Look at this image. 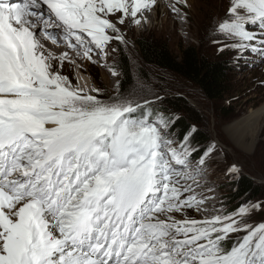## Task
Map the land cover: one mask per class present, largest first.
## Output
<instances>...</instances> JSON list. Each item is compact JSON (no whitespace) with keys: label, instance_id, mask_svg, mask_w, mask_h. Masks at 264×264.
Returning <instances> with one entry per match:
<instances>
[{"label":"snow or ice","instance_id":"obj_1","mask_svg":"<svg viewBox=\"0 0 264 264\" xmlns=\"http://www.w3.org/2000/svg\"><path fill=\"white\" fill-rule=\"evenodd\" d=\"M155 4L0 0V264H264V222H247L264 204L188 215L206 211L192 184L214 146L193 170L195 149L187 137L170 147L172 121L152 100L85 93L62 74L75 64L69 51L56 56L43 43L107 57L111 41L127 44L118 25H140ZM177 5L190 7L175 0L177 15ZM213 36L220 51L264 58V0H229Z\"/></svg>","mask_w":264,"mask_h":264},{"label":"rangeland","instance_id":"obj_2","mask_svg":"<svg viewBox=\"0 0 264 264\" xmlns=\"http://www.w3.org/2000/svg\"><path fill=\"white\" fill-rule=\"evenodd\" d=\"M170 4L172 2L156 0L155 6L141 17L140 25L128 21L124 25H118L127 44L113 40L108 45L107 57L99 53L98 56H93L95 61L93 62L86 58H78L74 51H69L70 57L75 55L78 59L71 58L75 64L65 61L62 74L68 76L73 85L78 84L85 93L107 100L121 94L118 90L121 75L117 68L123 52L130 62L133 75L134 85L131 93L139 92L141 95H146L153 101L150 107L168 98L180 96L201 115L206 123L207 128L200 126L197 128L200 131H207L211 139L210 147L214 146L211 153L205 157L204 173L201 176L202 182L206 185L203 189L208 191L205 199L209 202L206 211L197 213L189 209L188 215L193 216L191 217L193 219H205L214 216L219 209L229 213V207L224 206L223 199L229 187L240 177L250 178L263 188L261 196L251 203L264 204V119L252 153L239 148L228 131L229 127L235 126L241 119L264 107V58L251 52H246L242 57L237 58L236 52L228 49L220 51L222 45L214 42V27L217 21L225 18L229 0H188L190 7L177 5L181 8V15L174 13L169 7ZM142 36H150L166 42L172 52L178 56L182 48L194 46L199 49L202 56L227 63L231 68V95L219 103L210 102L198 88L178 76L145 64L136 44V40ZM53 50L62 53L66 51L62 48ZM55 55L57 56V53ZM113 71L117 75L113 76ZM81 77L86 80L88 86L86 89L80 85ZM93 88L100 89V92L91 91ZM167 131L170 135V130ZM189 146L192 148L191 145ZM171 147L179 149L180 145L174 143ZM233 165L239 169L238 173L230 171ZM191 167L195 169V161ZM192 187L195 192L202 189L196 185ZM202 208L204 209L203 205ZM175 215L177 219L184 218L181 214ZM247 222L253 226L264 222V208L253 211L247 217ZM244 234V232L232 233L226 241L233 243L237 237H242Z\"/></svg>","mask_w":264,"mask_h":264},{"label":"trees","instance_id":"obj_3","mask_svg":"<svg viewBox=\"0 0 264 264\" xmlns=\"http://www.w3.org/2000/svg\"><path fill=\"white\" fill-rule=\"evenodd\" d=\"M136 44L145 64L159 71L178 76L198 88L210 102L219 103L231 95V68L227 63L202 56L199 49L194 46L182 48L180 55H175L166 42L150 36L140 37L136 40ZM118 67L121 75L118 90L121 94L128 95L131 93L134 82L130 62L123 52H121ZM152 108L172 121L168 127L170 140L177 144H183L187 137L188 145L195 149L191 155L193 162L200 159L210 148L211 139L207 131H200L197 128L198 126L207 128L206 123L184 98L171 97L154 104ZM229 188L223 199L224 206L229 207V213L242 204L260 197L263 190L247 177L236 179ZM232 244V241H225V245L229 249Z\"/></svg>","mask_w":264,"mask_h":264},{"label":"bare ground","instance_id":"obj_4","mask_svg":"<svg viewBox=\"0 0 264 264\" xmlns=\"http://www.w3.org/2000/svg\"><path fill=\"white\" fill-rule=\"evenodd\" d=\"M163 1H169L172 3L175 2V0H163ZM43 43H44L46 49L51 51L54 55H55V53H57V56H60L63 53H62V51L56 52L55 50H53L54 48H57V49L62 48L66 51H70L66 47L52 45L51 42L47 41V40L43 41ZM108 45H107V48H108ZM99 53L100 52L98 50H94L93 56H98ZM71 58L78 59L75 57V55L73 57L71 55ZM80 61H81V59H80ZM79 67H80V65H79ZM79 80H80V83H81L80 85L82 86V88L86 89V87H88V86H87L85 78L81 77ZM263 119H264V107H262L261 109L255 111V112H252L250 115H248L244 119H241L240 121H238L236 123L235 126L229 127L228 131H229V135L231 136V139L236 143V145L239 148L246 151L247 153H252V151L254 150V148L257 144V140H258L257 138H258V135L260 134V127H261V124L263 122ZM190 181L191 180H188V184H192V182H190ZM193 185H195V184H192V186ZM199 185L200 186L198 188L202 187V189L195 192V195L198 198H205V195L208 191L203 189V188H205L206 185L203 182L199 183ZM207 202H209V201H207L205 199V203L203 204L204 209L207 207Z\"/></svg>","mask_w":264,"mask_h":264}]
</instances>
